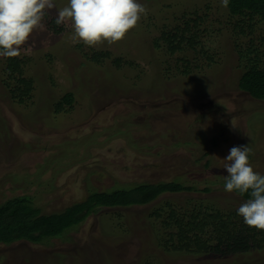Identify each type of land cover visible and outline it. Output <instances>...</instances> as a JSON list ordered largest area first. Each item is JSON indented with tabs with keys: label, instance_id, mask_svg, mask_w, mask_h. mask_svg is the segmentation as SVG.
I'll list each match as a JSON object with an SVG mask.
<instances>
[{
	"label": "rangeland",
	"instance_id": "rangeland-1",
	"mask_svg": "<svg viewBox=\"0 0 264 264\" xmlns=\"http://www.w3.org/2000/svg\"><path fill=\"white\" fill-rule=\"evenodd\" d=\"M139 2L148 14L137 27L95 47L74 43L73 29L56 25L53 10L46 30L17 57L33 80L24 103L11 95L15 81L0 57V205L28 195L50 214L95 191L173 179L197 190L166 192L144 206L99 207L41 244H0V264H264V249L227 257L162 249L166 229L146 220L165 201L183 215L186 197L237 210L245 201L224 190V157L233 146L247 144L252 167L264 174V100L238 87L239 51L261 58L264 19L234 16L221 0ZM186 19L195 50L171 55L153 45ZM103 52L110 59H89ZM116 57L119 66L111 62ZM66 92L74 101L56 112Z\"/></svg>",
	"mask_w": 264,
	"mask_h": 264
},
{
	"label": "trees",
	"instance_id": "trees-1",
	"mask_svg": "<svg viewBox=\"0 0 264 264\" xmlns=\"http://www.w3.org/2000/svg\"><path fill=\"white\" fill-rule=\"evenodd\" d=\"M149 1V0H146ZM229 12L238 17L254 16L264 19V0H229ZM184 27L178 26L174 31L162 30L159 37L154 38L153 45L169 54L196 49V35L190 33L189 19ZM263 51L261 58L253 54L255 50L239 51V60L243 61V71L238 79V87L256 99L264 100V37H261ZM90 56L91 61H99L100 57L110 59L108 52L99 56ZM119 57L111 62L119 66ZM131 65V64H130ZM23 61L17 57L6 58L5 71L15 81L11 95L19 103H24L33 89V80L23 76ZM196 68V67H195ZM191 68L185 66L181 73L188 74ZM18 83V86H17ZM74 101V94L66 92L55 106L56 112L64 109ZM225 184V181H224ZM194 185H188L173 179L159 183H140L131 188L95 191L86 199L65 207L61 212L42 213L41 208L34 204L33 198L16 196L0 205V244H10L25 240L41 244L53 237H60L67 231L78 226L83 220L99 207L113 206H144L163 193H191L196 191ZM209 191L208 187L203 189ZM244 201L248 194L241 196ZM185 212L163 202V206L154 207L146 215V220H158L167 236L164 244L158 247L176 253L192 256L251 254L264 249V230L247 226L237 210H226L213 203L186 197ZM192 207H190V206ZM209 234V236H206ZM166 244V245H165ZM168 247V248H167ZM250 262H247L249 264Z\"/></svg>",
	"mask_w": 264,
	"mask_h": 264
},
{
	"label": "clouds",
	"instance_id": "clouds-1",
	"mask_svg": "<svg viewBox=\"0 0 264 264\" xmlns=\"http://www.w3.org/2000/svg\"><path fill=\"white\" fill-rule=\"evenodd\" d=\"M228 3L221 0L222 7ZM53 10L56 25L73 29L74 43L91 47L123 40L148 14L139 0H68L64 7H58L55 0H0V57L20 56L32 35L46 30L45 19L52 17ZM252 154L247 144L229 150L224 157V190L248 194L237 214L247 226L264 230V174L252 167Z\"/></svg>",
	"mask_w": 264,
	"mask_h": 264
}]
</instances>
